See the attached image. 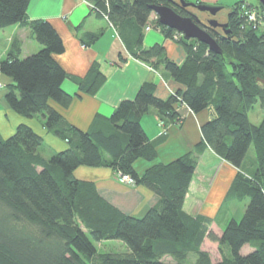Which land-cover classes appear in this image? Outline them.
<instances>
[{"label": "trees", "instance_id": "16d2710c", "mask_svg": "<svg viewBox=\"0 0 264 264\" xmlns=\"http://www.w3.org/2000/svg\"><path fill=\"white\" fill-rule=\"evenodd\" d=\"M86 1L115 28L131 57L183 88L161 98L155 84L144 81L133 98L121 100L108 117L95 115L81 130L51 101L70 104L72 95L61 87L66 78L79 92L94 95L105 81L98 64L93 62L83 77L68 75L54 58L64 45L51 23L29 20V0H0V29L27 25L41 45L21 57L20 43L14 39L0 59V72L13 81L5 101L21 116L40 117L46 130L67 144L45 158L39 152L43 138L27 124H18L8 137L0 135V264H189L190 253L195 254L194 264H264V115L258 124L248 118L257 103L264 111V30L246 23L242 8L263 12L261 6L232 5L225 34L205 28L221 49L216 53L161 25L156 15L150 21L151 5H166L186 15L171 0ZM147 25L166 38L176 36L174 41L185 49L182 63L171 60L160 44L143 46ZM101 34L102 30L85 32L80 40L89 46ZM177 103L194 113L211 106L215 116L201 125V139L191 151L137 172V160L157 156L155 142L141 125L142 116L154 109L160 121L176 123ZM251 145L256 164L253 174H246L241 167ZM207 148L238 169L223 202L248 199L241 218L226 220L220 233L211 228L218 216L192 215L183 207L198 155ZM80 165L127 174L158 201L141 216L126 214L103 198L94 183L75 178ZM205 239L218 244L216 262L201 250ZM107 240H118L127 250L98 252L96 243ZM245 245L250 250L243 254ZM165 255L176 261L163 262Z\"/></svg>", "mask_w": 264, "mask_h": 264}, {"label": "crops", "instance_id": "0c3cea01", "mask_svg": "<svg viewBox=\"0 0 264 264\" xmlns=\"http://www.w3.org/2000/svg\"><path fill=\"white\" fill-rule=\"evenodd\" d=\"M196 3L222 5L231 7L236 3L259 5L258 0H187ZM221 12V11H220ZM220 13L224 15L225 11ZM29 20L46 19L51 23L62 39L64 51L54 55L56 61L70 76L83 77L93 62L99 66L105 81L94 95L81 93L77 85L66 78L62 89L72 95L70 104L63 107L53 101L51 105L71 124L86 130L95 115L108 117L123 99H131L144 81L155 84V94L166 98L183 86L168 76L153 70L147 64L130 56L115 28L105 19L99 17L86 0H29L26 10ZM155 14L150 16V21ZM258 31L264 30V11L259 13ZM101 36L91 45L85 46L81 36L85 32H98ZM143 46L160 44L165 48L167 56L180 64L185 58L184 47L163 34L156 28L143 32ZM16 39L20 43L21 57L37 52L41 45L36 41L30 28L23 24H13L0 29V59H3ZM12 79L0 72V135L10 136L15 127L24 123L30 126L43 138V146L39 152L48 158L53 152L67 147L64 140L46 130L40 117H24L14 112L5 101V94ZM175 110L180 120L166 123V133L159 125L154 109H150L141 118V125L147 137L156 144L157 156L152 161L139 159L134 166L142 173L150 165L168 162L189 152L201 139V125L215 116L214 109H206L194 113L184 103H177ZM238 169L217 156L210 148L198 155L197 165L193 173L183 207L192 214H203L213 217L210 207L219 206ZM75 178L94 183L97 192L126 214L141 216L158 201V197L143 185H128L116 179L115 172L109 167H89L80 165L73 172ZM201 200H200V199ZM217 198V199H216ZM195 211L187 208V204ZM218 209V208H216ZM207 210V211H206ZM214 229V224L211 225Z\"/></svg>", "mask_w": 264, "mask_h": 264}, {"label": "rangeland", "instance_id": "374dc122", "mask_svg": "<svg viewBox=\"0 0 264 264\" xmlns=\"http://www.w3.org/2000/svg\"><path fill=\"white\" fill-rule=\"evenodd\" d=\"M220 13H223L222 11ZM254 27H257V30L259 29V23L257 22L256 25L253 24ZM176 38H173L172 40H175ZM264 115V111L261 109L260 105L257 103L253 106V108L248 112V118L249 120L253 123V124H258L262 117ZM160 121V120H159ZM162 128H163V133H166L165 129V123L162 122ZM255 156H254V150H253V146L251 145L247 151L245 160L243 162V165L241 167L242 171L246 174H253L254 169H255ZM133 186L134 184H128ZM200 199V198H199ZM217 199V198H216ZM201 200V199H200ZM219 203V206L214 205V207H210V209L207 212H212L213 211V217H217V221L218 223H213L214 224V230L217 233L221 232V227L225 225V223L227 222L226 220H228L229 218H236L237 220H239L241 218V216L244 213L245 210V206L248 203V199H245L243 201H226L223 202V200L217 202ZM187 208L191 211H195L196 207L198 206H194L192 208V206L188 203ZM218 208V209H216ZM98 252H117V253H121V252H125L126 246L118 241V240H107V241H101V242H97L96 243ZM249 245H245L241 252L243 254L247 253L250 248ZM201 250L206 252L209 256V259L211 262H216L219 258V249H218V244L214 241H210L209 239H205L201 245ZM227 250L229 253V248L227 246ZM163 260V262L165 263H173L176 260L169 255H165L161 258ZM196 261V257L194 253H190L187 257H186V262H188L189 264H194Z\"/></svg>", "mask_w": 264, "mask_h": 264}, {"label": "water", "instance_id": "95a60500", "mask_svg": "<svg viewBox=\"0 0 264 264\" xmlns=\"http://www.w3.org/2000/svg\"><path fill=\"white\" fill-rule=\"evenodd\" d=\"M171 1L182 8L191 6L198 11L207 12L211 16H215L219 11L227 9V7H224L222 5L196 3L187 0ZM258 2L262 10L264 11V0H258ZM151 9L161 25L175 30L176 32L180 33L181 36L186 40L194 38L200 42L207 44L208 48L211 51L221 53V49L219 48L215 39L204 27H201L198 24L199 19L193 12H189L187 15H180L171 7L166 5H151ZM207 26L214 28L216 26V21H214L213 19L208 20ZM222 27H225V25H222ZM224 32L227 33V30H224Z\"/></svg>", "mask_w": 264, "mask_h": 264}, {"label": "flooded vegetation", "instance_id": "af4514ba", "mask_svg": "<svg viewBox=\"0 0 264 264\" xmlns=\"http://www.w3.org/2000/svg\"><path fill=\"white\" fill-rule=\"evenodd\" d=\"M181 10L187 15L189 12H193L194 14L197 15L199 22L198 24L206 29H208L209 31H216L218 33H223L225 34L224 30H226L227 27V23L229 21V16H230V9H223L221 11H225L224 15L221 16L220 11L215 15V16H211L210 14H208L207 12H201L198 11L197 9L188 6L186 8H182L180 7ZM259 11H258V15H259ZM213 19L214 21H216V26L214 28H211L210 26H207V21ZM222 25H225V27H222Z\"/></svg>", "mask_w": 264, "mask_h": 264}, {"label": "built area", "instance_id": "2783aa9c", "mask_svg": "<svg viewBox=\"0 0 264 264\" xmlns=\"http://www.w3.org/2000/svg\"><path fill=\"white\" fill-rule=\"evenodd\" d=\"M243 8V15L245 17V21L248 24H254L256 25L257 22H259V15L257 12V9L255 8H246L244 5L242 6ZM106 19V17H105ZM150 29V26H145V30ZM181 35V34H180ZM174 38H176V36H174ZM159 125L161 127L162 126V121H159ZM116 175V179L121 182V183H125V184H133V179L127 175V174H121V173H115Z\"/></svg>", "mask_w": 264, "mask_h": 264}]
</instances>
